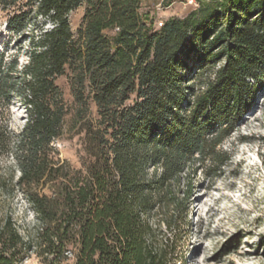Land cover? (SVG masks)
I'll return each instance as SVG.
<instances>
[{
	"label": "trees",
	"instance_id": "trees-1",
	"mask_svg": "<svg viewBox=\"0 0 264 264\" xmlns=\"http://www.w3.org/2000/svg\"><path fill=\"white\" fill-rule=\"evenodd\" d=\"M197 1L158 27L143 0H0L12 35L28 41L24 63L20 51L0 57V103L17 97L27 113L19 134L0 126L19 172L6 191L37 218L33 233L0 222V264L33 253L44 264H176L191 187L178 194L182 175L224 164L221 144L264 89V0ZM70 115L79 165L55 144Z\"/></svg>",
	"mask_w": 264,
	"mask_h": 264
},
{
	"label": "rangeland",
	"instance_id": "rangeland-1",
	"mask_svg": "<svg viewBox=\"0 0 264 264\" xmlns=\"http://www.w3.org/2000/svg\"><path fill=\"white\" fill-rule=\"evenodd\" d=\"M198 5L197 0H143V10L151 13L156 26L171 17H186ZM86 8L83 5L70 15L75 32ZM5 20V13L0 10V57L4 55L9 60L20 51V62L24 63L28 41L20 46L19 38L12 35ZM58 83L71 101L67 78H60ZM67 120L66 132L55 144L62 158L79 165L83 134L73 130L72 115ZM26 121L25 106L17 97L9 106L0 103V126L7 125L19 134ZM2 151L0 142V176L14 174V181L3 184L0 179V222L10 216L20 230L33 233L37 218L29 203L20 192L7 194L6 189L11 191L19 172ZM219 151L224 164L207 161L195 174L191 168L181 177L178 194L182 196L188 181L191 187L188 221L178 243L176 264H264V89L249 115L239 122ZM2 185L7 188L3 190ZM167 234L171 235L170 231ZM23 264L44 262L33 253Z\"/></svg>",
	"mask_w": 264,
	"mask_h": 264
},
{
	"label": "built area",
	"instance_id": "built-area-1",
	"mask_svg": "<svg viewBox=\"0 0 264 264\" xmlns=\"http://www.w3.org/2000/svg\"><path fill=\"white\" fill-rule=\"evenodd\" d=\"M163 23H164L163 21L159 22V23H158V27L163 26Z\"/></svg>",
	"mask_w": 264,
	"mask_h": 264
}]
</instances>
